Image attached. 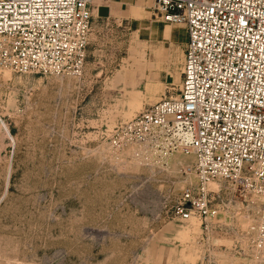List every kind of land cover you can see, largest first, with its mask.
I'll return each mask as SVG.
<instances>
[{
  "label": "rangeland",
  "instance_id": "1",
  "mask_svg": "<svg viewBox=\"0 0 264 264\" xmlns=\"http://www.w3.org/2000/svg\"><path fill=\"white\" fill-rule=\"evenodd\" d=\"M185 40L153 0H93L81 76L0 72V264H200L199 224L172 214L195 182L181 170L189 159L143 166L108 145L116 126L176 97ZM209 187L224 224L213 264H243L224 250L253 206Z\"/></svg>",
  "mask_w": 264,
  "mask_h": 264
},
{
  "label": "built area",
  "instance_id": "2",
  "mask_svg": "<svg viewBox=\"0 0 264 264\" xmlns=\"http://www.w3.org/2000/svg\"><path fill=\"white\" fill-rule=\"evenodd\" d=\"M92 1L0 0V72L81 76ZM153 11L186 34L177 95L116 126L109 148L149 167L189 159L181 170L195 182L172 214L199 224L200 264L215 263L211 237L224 226L220 190L210 184L249 197L251 220L224 251L264 264V0H153Z\"/></svg>",
  "mask_w": 264,
  "mask_h": 264
},
{
  "label": "bare ground",
  "instance_id": "3",
  "mask_svg": "<svg viewBox=\"0 0 264 264\" xmlns=\"http://www.w3.org/2000/svg\"><path fill=\"white\" fill-rule=\"evenodd\" d=\"M182 61H183V53H182ZM159 101L160 100H162V98H160V99H158ZM158 102V101H157ZM181 157H183V156H181ZM184 158H186L187 159V161H188V158L187 157H184ZM210 186L211 187H215L216 186V184L215 183H212V184H210ZM199 227V226H198ZM179 234L181 235V237H182V239H186L187 238V233L185 232V233H183V232H179Z\"/></svg>",
  "mask_w": 264,
  "mask_h": 264
},
{
  "label": "crops",
  "instance_id": "4",
  "mask_svg": "<svg viewBox=\"0 0 264 264\" xmlns=\"http://www.w3.org/2000/svg\"><path fill=\"white\" fill-rule=\"evenodd\" d=\"M168 35V34H167ZM169 37H171V35L169 34Z\"/></svg>",
  "mask_w": 264,
  "mask_h": 264
}]
</instances>
